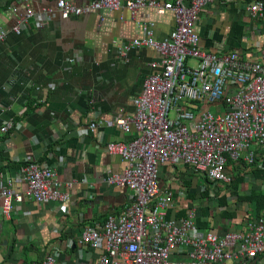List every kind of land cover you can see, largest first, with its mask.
<instances>
[{
	"label": "built area",
	"instance_id": "built-area-1",
	"mask_svg": "<svg viewBox=\"0 0 264 264\" xmlns=\"http://www.w3.org/2000/svg\"><path fill=\"white\" fill-rule=\"evenodd\" d=\"M218 1H241L251 20L264 22V0H90L82 7L74 0H57L55 9L40 14L27 9L13 29L20 36L31 20L42 29L55 14L68 20L94 12L128 10L136 19L143 8H154L160 14L171 12L176 20L170 38L157 40L154 24L149 23V27L144 25L143 38L121 49L124 57L132 50L152 49L159 58L150 62L152 71L133 101L134 111L112 123L132 138L106 145L109 155L120 158L123 170L108 173L105 182L129 190L130 201L119 214L82 229L79 243L93 250L102 248L103 254L80 264H264V212L254 216L244 204L239 219H219L221 222L205 231L198 226V203L179 202L177 197L184 189H165L160 181L161 167L171 166L190 171L199 177H195L197 182H209L211 192L203 205L210 208L209 215L202 222L210 223L230 206L233 211L237 207V197L221 191L234 180L229 162L251 166L262 159L264 45L251 57L239 51H203L197 22L201 13ZM6 39L7 33L0 30V46ZM189 60H195L196 66H190ZM108 123L94 120L87 128L96 132ZM21 128V123L8 120L0 132ZM20 169L23 191L13 190L10 179L0 185L5 218H10L12 203L24 198L37 205L69 201L71 185L62 184L54 168L26 159ZM224 194L229 207L219 203ZM182 212L184 216L179 217ZM36 264L67 263L60 260L59 252H53Z\"/></svg>",
	"mask_w": 264,
	"mask_h": 264
},
{
	"label": "crops",
	"instance_id": "crops-1",
	"mask_svg": "<svg viewBox=\"0 0 264 264\" xmlns=\"http://www.w3.org/2000/svg\"><path fill=\"white\" fill-rule=\"evenodd\" d=\"M74 2L82 7L90 0ZM56 4L0 0V30L7 33L0 46V127L8 120L22 125L20 131L0 132V185L10 179L13 190L23 191L20 168L26 159L54 168L58 180L71 185L65 204L37 205L24 198L12 203L10 218L2 215L0 204V244L7 243V248L0 247L7 256L2 264H36L53 252L67 264H80L103 254L102 248L81 245L80 234L85 226L119 214L130 201L129 190L105 182L108 173L123 170L120 158L109 155L106 145L132 138L112 123L134 111L133 101L152 71L150 62L159 58L152 49L132 50L125 57L121 49L143 38L146 24H154L157 40L170 38L176 28L171 12L143 8L136 19L128 10L68 20L55 14L42 29L31 20L20 36L13 33L27 9L40 14ZM196 32L201 49L208 52L239 51L251 57L264 45V22L251 20L241 1H218L204 10ZM188 64L196 66V61ZM94 120L109 123L90 132L87 126ZM184 173L178 167H161L162 187L178 190ZM182 193L178 201H189ZM221 214L210 220V227L225 219Z\"/></svg>",
	"mask_w": 264,
	"mask_h": 264
},
{
	"label": "trees",
	"instance_id": "trees-1",
	"mask_svg": "<svg viewBox=\"0 0 264 264\" xmlns=\"http://www.w3.org/2000/svg\"><path fill=\"white\" fill-rule=\"evenodd\" d=\"M263 153H261L262 155ZM24 165V164H23ZM22 165V166H23ZM229 167L234 172V180L233 182L227 186L230 193L237 197L236 201V209L233 212L232 210L224 211L221 216L225 219H239L242 213H238V209H240L244 204H247L254 213V216H259L264 212V160L257 159L255 163L251 166H247L245 164L239 165L237 162L230 161ZM245 172L244 175H241V172ZM249 176L254 179V182L257 184V181L262 182L261 188L247 187ZM181 188L184 189V195L186 194L187 199L192 203H198L200 206L199 209V218H198V226L201 228L209 229L211 228L208 222L203 221V218H206L209 215V207H204L205 204L204 198L208 197L210 194V186L209 182H205L203 180L196 181L195 176L190 172L186 171L181 175L180 181ZM253 182V181H252ZM245 184L246 191L241 192V187ZM204 185V186H203ZM252 185V184H251ZM202 186L205 187L202 191ZM221 193V192H220ZM228 195L224 194L219 198V203L221 206H228ZM185 213L181 215L184 216ZM173 215L170 214V218ZM104 220L106 218H103Z\"/></svg>",
	"mask_w": 264,
	"mask_h": 264
},
{
	"label": "rangeland",
	"instance_id": "rangeland-1",
	"mask_svg": "<svg viewBox=\"0 0 264 264\" xmlns=\"http://www.w3.org/2000/svg\"><path fill=\"white\" fill-rule=\"evenodd\" d=\"M195 177L196 178H199L198 176H196L195 175ZM253 181V182H252ZM248 183L247 184H249V186H247V187H252V186H254L255 188H261L262 187V182L261 181H257V184L254 182V179L253 178H251L250 176H249V180L247 181ZM252 184V185H251ZM179 187H181V185L179 186ZM222 191V193H225L226 192V194H228V193H230V191H229V189H227V188H224V189H222L221 190ZM246 191V186H245V184L241 187V192H245ZM232 194V193H231ZM239 212H243V209L242 208H240V210H239Z\"/></svg>",
	"mask_w": 264,
	"mask_h": 264
},
{
	"label": "water",
	"instance_id": "water-1",
	"mask_svg": "<svg viewBox=\"0 0 264 264\" xmlns=\"http://www.w3.org/2000/svg\"><path fill=\"white\" fill-rule=\"evenodd\" d=\"M1 245H3L5 248H7V243L0 244V247H1ZM6 251H7V249H6ZM6 258H7V256H5L3 251L0 249V264H2L6 260Z\"/></svg>",
	"mask_w": 264,
	"mask_h": 264
}]
</instances>
